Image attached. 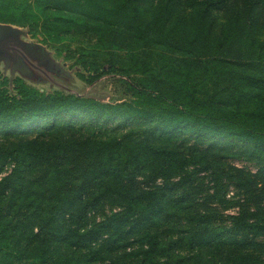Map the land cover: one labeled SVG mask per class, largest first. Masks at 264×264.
Returning <instances> with one entry per match:
<instances>
[{"label": "trees", "instance_id": "obj_1", "mask_svg": "<svg viewBox=\"0 0 264 264\" xmlns=\"http://www.w3.org/2000/svg\"><path fill=\"white\" fill-rule=\"evenodd\" d=\"M0 22L53 41L79 23L110 50L102 64L75 52L88 82L120 74L131 92L105 104L2 89L0 122L85 104L147 120L1 149L0 264H176L184 248L210 251L196 264H264V173L227 169L210 146L157 143L194 125L264 153V0H0ZM225 179L241 201L226 198ZM133 237L141 245L126 250Z\"/></svg>", "mask_w": 264, "mask_h": 264}, {"label": "rangeland", "instance_id": "obj_2", "mask_svg": "<svg viewBox=\"0 0 264 264\" xmlns=\"http://www.w3.org/2000/svg\"><path fill=\"white\" fill-rule=\"evenodd\" d=\"M161 1L154 0V3ZM6 24L17 30L18 41L6 44L1 49L3 52L0 56L7 55L10 58L8 60L0 57V90L3 89L11 94H16L22 89L21 86H24L26 90H34L38 93H65L80 97H94L105 104L120 103V101L131 97V92L126 83L127 78L124 75L105 73L96 81L88 82L92 73L83 68L82 64L76 60L75 52L81 50L87 55L88 61L102 64L110 50L106 51L100 47L93 33H82L81 29L83 28L79 23L73 28L71 27L70 32L63 33L61 41H53L50 37L44 38L40 34H34L27 26ZM30 42L43 45L49 60H35L26 51L23 44ZM114 54L119 60L118 55L124 57L125 53L114 52ZM11 58L15 60L12 61ZM21 58L29 64L25 69L18 66ZM105 65L103 64V70H105ZM85 105L87 106L54 114L37 113L33 116H20L0 122V150L34 138L37 141L45 139L46 142L54 143L71 134L77 136L90 134L103 137L104 134L107 136V134L126 133L147 122L146 119L129 118L119 112L109 114L107 108L99 110L94 107L91 108L88 104ZM161 134L162 138L158 139L157 143L164 146L185 145L186 147L194 146L197 148L210 146L213 154L219 158L221 165L227 169L238 168L244 170L245 173L257 171L264 173V153L254 149L252 143L240 138L225 134H209V132L197 129L194 125L183 129L172 127V129H167ZM156 137L157 135L155 139ZM10 167L8 163L5 164L0 171V177L6 175L10 171ZM223 187L227 191V199L230 201L241 199L239 190L230 184L229 180L225 179ZM107 211L109 212V210ZM236 212L237 208L228 207L223 214L231 215ZM225 219L230 221L227 217ZM258 239H263V237H258ZM131 241L132 243L126 250L141 245L139 238L133 237ZM209 252L207 250L180 249L179 253L188 255L185 259L179 258V262L176 264H196L194 256L199 253L203 257H208ZM5 261L10 262L9 260ZM159 261L160 264H164L165 257L159 256ZM218 261L221 264L222 261ZM13 262L20 264L16 258ZM100 263L102 262H98V260L95 262V264Z\"/></svg>", "mask_w": 264, "mask_h": 264}, {"label": "water", "instance_id": "obj_3", "mask_svg": "<svg viewBox=\"0 0 264 264\" xmlns=\"http://www.w3.org/2000/svg\"><path fill=\"white\" fill-rule=\"evenodd\" d=\"M17 30L13 29L9 24L6 23H0V54H2L3 51H1L2 47L6 44L15 43V41H18L17 38ZM26 51L36 60H49V56L47 54L46 48L36 42H30V43H23ZM3 58H7L9 60L10 57L7 55L0 56ZM10 60L14 61V58H11ZM9 62V61H7ZM18 66L22 69H25V67H28L29 64L24 61L23 58L19 59Z\"/></svg>", "mask_w": 264, "mask_h": 264}]
</instances>
